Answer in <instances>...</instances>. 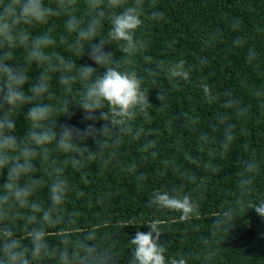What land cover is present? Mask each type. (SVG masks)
<instances>
[{"label":"trees","instance_id":"trees-1","mask_svg":"<svg viewBox=\"0 0 264 264\" xmlns=\"http://www.w3.org/2000/svg\"><path fill=\"white\" fill-rule=\"evenodd\" d=\"M57 9V0H45ZM154 4V6H153ZM103 10L104 16L93 40H77L67 20L75 16L80 28ZM107 0L91 9L88 0H71L46 24L27 27L33 38L50 35L55 43L45 49L55 57L71 61L70 71L49 75V93L36 102L67 107L71 119L60 111L52 121L59 133L63 123L84 128L93 124V135L76 140L78 151L65 153L55 142L40 150L32 174L46 183L31 200L41 209L50 207L48 187L57 168L69 181L70 191L59 206L55 224H44L48 254L32 264H131V238L148 232V224L159 220V243L166 260L183 259L185 264H264V220L254 206L264 202V0H144V12L163 13L161 20H146L137 36L144 47L134 55L124 53L122 42L106 43L113 65L135 71L142 79L150 107L148 116L113 123L120 117L109 112L107 119L85 120L80 107L84 82L70 87L61 75L78 76L81 65L96 68L89 59L90 45L107 39L111 28ZM16 61L25 66L29 81H38L46 64L25 61V49L15 50ZM183 58L191 65V78L170 81L162 70L168 62ZM206 61V62H202ZM59 64L58 60L53 61ZM63 68V65H60ZM213 98H208L203 85ZM25 105L16 110V132L29 131ZM231 126V127H229ZM226 130L235 139L227 149ZM79 163L74 168L73 161ZM255 163V172L247 165ZM251 178L250 184L241 185ZM3 176L0 175V183ZM179 189L190 193L197 204L187 218L182 213L149 207L153 190ZM11 209L0 227H11L16 237L30 247L28 232L43 221L37 212L35 225L17 219ZM131 221V223H129Z\"/></svg>","mask_w":264,"mask_h":264},{"label":"clouds","instance_id":"clouds-1","mask_svg":"<svg viewBox=\"0 0 264 264\" xmlns=\"http://www.w3.org/2000/svg\"><path fill=\"white\" fill-rule=\"evenodd\" d=\"M71 0H57V9L45 3V0H0V175L3 182L0 183V224H4L9 218L11 209H27L28 212L16 213L17 219H24L26 226L35 225L36 213H41L43 223L39 227H32L28 232L30 247L16 237L11 227H0V264H32L33 260L42 259L48 254L46 233L44 224H55L59 217L56 215L59 206L65 202L70 191L69 181L63 177V169L57 168L51 176L48 191L51 205L47 209H41L39 203L31 200L38 187L45 185V181L32 175L36 171L34 160L41 155L45 146L55 142L62 152L78 151L76 140L91 136L95 132L93 124H86L79 128L74 124L63 123L59 133L55 131V123L52 117L60 111L68 119L72 113L67 107L56 109L53 105L36 102L49 93V73L53 71H70L74 64L65 62L63 57H55L45 51L55 40L50 35H41L33 38L26 26L32 24H46L50 17L59 14ZM104 0H88L89 8L100 9ZM154 6V4H153ZM109 9H122L113 11L110 16L111 28L107 33V39L101 38L90 45L89 59L98 67H103V73L97 75L96 68L91 65H81L76 69L78 76L61 75L59 81L62 85L69 86L77 79L84 82L80 107L85 120H94L95 114L108 108V112L99 111V118L107 119L109 112L113 117V123H123L124 120H132L138 113L145 118L147 109L151 106L147 92L143 89V81L135 71L121 70L119 63L115 66L111 59V53L105 51L106 43L111 41L122 42L121 50L129 55H134L144 47L143 42L137 36L138 31L146 20H161L163 13L152 11L146 16L144 12V0H107ZM103 10L97 12L91 18L86 28L79 27L77 17L72 16L66 22L69 31L77 32V40H93L101 25ZM25 49V61L28 64H46L47 69L40 74L38 81L31 84L25 90V84L29 81V75L25 66L16 61L15 50ZM58 60L59 64L53 61ZM206 62V61H202ZM63 65V68L60 67ZM167 73L170 81L189 80L191 78V65L183 58L168 62L162 68ZM208 98H213L208 85H203ZM31 105L26 111V120L29 131L24 138L15 135V114L18 108ZM231 127V126H229ZM225 149L235 139L232 131L226 130ZM79 161H73L75 168ZM258 165L249 163L248 172H255ZM251 178L242 180L241 185L250 184ZM149 207L178 211L182 213V219L189 217L197 208L192 195L179 189L153 190L148 201ZM258 217L264 220V202L254 206ZM131 223V221L129 222ZM159 220H152L147 226L148 232L137 231L131 238L133 259L131 264H168L166 249L159 243L161 235ZM66 253L61 254V262L64 264ZM171 264H185L183 259H173Z\"/></svg>","mask_w":264,"mask_h":264}]
</instances>
